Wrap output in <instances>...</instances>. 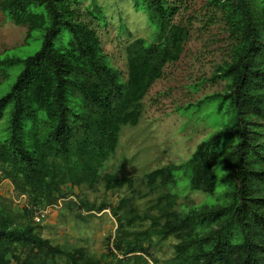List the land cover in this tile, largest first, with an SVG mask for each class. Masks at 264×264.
Segmentation results:
<instances>
[{"label": "trees", "instance_id": "trees-1", "mask_svg": "<svg viewBox=\"0 0 264 264\" xmlns=\"http://www.w3.org/2000/svg\"><path fill=\"white\" fill-rule=\"evenodd\" d=\"M133 1L148 13L157 40L138 37L127 45L125 79L104 53L97 30L82 20L81 0H0L14 24L28 27L26 41L33 30L43 32L35 55L0 60V66L24 65L0 98V119L12 106L9 135L0 139V176L11 181L23 206L19 212L0 205V264H264V0H210L232 37L230 60L213 74L227 88L195 104L219 99V110L228 106L235 121L201 141L187 161L147 173L148 188L163 190L158 215L127 211V198L98 205L74 194V188L100 181L107 190L134 187L133 177L101 170L116 152L122 128L139 123L143 99L164 67L179 60L189 36L187 26L173 22L177 4ZM87 11L106 21L98 3ZM63 27L71 38L57 48ZM224 145L225 191L215 202L179 209L171 191L178 184L175 173L184 171L191 191L216 195L215 168ZM60 205L82 219L109 208L117 222L109 251L96 257L84 246L64 247L44 237L34 215ZM149 220L144 230H130ZM153 235L174 236L175 255L159 263L151 251Z\"/></svg>", "mask_w": 264, "mask_h": 264}, {"label": "rangeland", "instance_id": "rangeland-1", "mask_svg": "<svg viewBox=\"0 0 264 264\" xmlns=\"http://www.w3.org/2000/svg\"><path fill=\"white\" fill-rule=\"evenodd\" d=\"M170 1L179 6L173 22L187 26L189 31L184 50L178 61L164 67L163 76L153 83L143 99L139 123L122 128L117 150L101 170L102 174L110 172L117 177H133L134 187L107 190L104 182L100 181L93 187L74 188L75 195L90 203L100 205L105 202L116 206L122 198H127V211L158 215V206L164 203L160 199L163 190L152 191L148 188L147 173L170 163L187 161L201 141L215 131L234 124L235 116L228 106L224 111L219 110V99L205 101L200 107L195 104L204 96L223 92L227 88L226 80H213L215 67L230 60L232 47V37L222 11L210 0ZM93 2L103 8L105 22L88 13ZM79 8L82 20L97 30L110 63L121 70L126 79L127 45L138 37L153 42L157 40L156 29L149 22L148 13L144 9H137L133 0H81ZM34 9L43 11V7ZM27 31V26L14 24L0 9V60L26 59L35 55L42 46L43 32L33 30L26 41ZM70 38V30L63 27L54 42L55 47H66ZM23 67V63L0 66V98L11 89ZM11 107L8 106L0 119V139L9 135ZM227 151V145H224L215 168L219 185L214 196L191 191L184 171L175 173L178 184L171 191L178 194L179 209L217 201L221 192L225 191L222 188L225 184H221V181ZM15 198L11 181L0 176V205H9L10 209L21 212L22 202L18 198L15 201ZM84 216L85 219L78 218L76 211L60 205L39 223V231L53 244L84 246L90 254L101 257L109 251V245L112 246L113 239L108 241L110 236L115 235L116 218L109 208L93 216L84 213ZM149 224L150 220L142 225L137 223L130 230H144ZM176 243L174 236L163 240L153 235L150 243L152 254L159 263H163L175 255ZM149 262L154 264L151 259Z\"/></svg>", "mask_w": 264, "mask_h": 264}, {"label": "built area", "instance_id": "built-area-1", "mask_svg": "<svg viewBox=\"0 0 264 264\" xmlns=\"http://www.w3.org/2000/svg\"><path fill=\"white\" fill-rule=\"evenodd\" d=\"M15 198V201L19 200L20 203L22 202V199H17ZM58 208L57 206H47L45 208L39 209L36 211L35 215H34V221L35 222H42L44 220V218L53 210Z\"/></svg>", "mask_w": 264, "mask_h": 264}]
</instances>
